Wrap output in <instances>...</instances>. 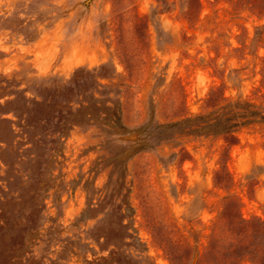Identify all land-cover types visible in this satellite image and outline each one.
<instances>
[{"label":"rangeland","instance_id":"1","mask_svg":"<svg viewBox=\"0 0 264 264\" xmlns=\"http://www.w3.org/2000/svg\"><path fill=\"white\" fill-rule=\"evenodd\" d=\"M7 17L36 37L0 26L1 103L18 84L103 64L124 128L74 126L56 153L47 130L31 141L12 124L15 134L0 141V204L25 220L37 191L26 256L38 264H264V121L231 136L159 126L227 101L264 114V0H0V24ZM2 118L17 122L13 113ZM34 141L41 151L26 152ZM232 216L248 230L229 228ZM237 238L248 249L228 255Z\"/></svg>","mask_w":264,"mask_h":264},{"label":"trees","instance_id":"2","mask_svg":"<svg viewBox=\"0 0 264 264\" xmlns=\"http://www.w3.org/2000/svg\"><path fill=\"white\" fill-rule=\"evenodd\" d=\"M10 20V17L3 18V24L0 26L17 30L28 40L35 39V32L32 35H26L24 26H11L6 23ZM103 69V64L93 68L79 67L68 79L42 78L34 86L28 85L20 88V84L16 85L19 89L10 90L6 94H13L15 97L6 98L2 103L0 102V112L13 113L17 122L9 118L0 120L1 124H4L0 127V141L7 143L11 134H15L13 123L19 128V133L27 135L31 141L37 131L44 129L50 132L54 136L49 142L54 145L53 149L56 153L61 151L63 144L61 138L67 135L68 130L74 126L97 125L105 132L110 130L113 133H121L120 131L124 128L121 122L120 102L112 95L115 83L110 80L109 75L102 73ZM102 79L109 81L105 83ZM11 82L13 81L5 83L6 85L1 88H7ZM4 96L1 94L0 98ZM256 121H264V114L258 108L249 102L227 101L206 114L193 115L159 126L169 135L178 131L188 135L231 136L238 128ZM6 123H8V128ZM148 124L147 122L139 129L143 130ZM31 144L32 146L25 149L26 152L41 151V145L38 146L35 141ZM37 198L38 193L35 191L27 207L31 208L32 212L25 219L26 221L15 219L16 216H12L10 210L2 208V205L7 204L6 202L0 204V264H38L33 256H26L30 253L28 250L31 244L30 238L33 236L32 230L35 229L38 217ZM125 205L129 209L127 202ZM219 221L222 219L220 218ZM227 223L229 228L230 226L240 230L249 228V224L236 216H232ZM256 223L261 224L262 222L257 221ZM220 243L221 237L215 234L209 243L211 254L215 256L221 254L219 252ZM248 247L249 244H245L242 238H237L229 243L226 251L228 255L234 256ZM262 255L264 256L263 253L259 254V256Z\"/></svg>","mask_w":264,"mask_h":264},{"label":"water","instance_id":"3","mask_svg":"<svg viewBox=\"0 0 264 264\" xmlns=\"http://www.w3.org/2000/svg\"><path fill=\"white\" fill-rule=\"evenodd\" d=\"M134 135V136H133ZM133 135H128V136H125V137H123L124 139H127V140H130V139H133V138H137V133H136V136H135V134H133ZM133 136V137H132Z\"/></svg>","mask_w":264,"mask_h":264}]
</instances>
